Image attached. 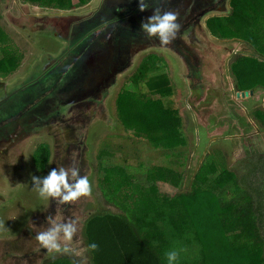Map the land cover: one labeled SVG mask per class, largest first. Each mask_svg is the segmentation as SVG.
<instances>
[{
    "label": "rangeland",
    "instance_id": "1",
    "mask_svg": "<svg viewBox=\"0 0 264 264\" xmlns=\"http://www.w3.org/2000/svg\"><path fill=\"white\" fill-rule=\"evenodd\" d=\"M73 1L74 3L79 2L78 0ZM189 1L190 0L185 1L186 4H183V6L191 5L187 4ZM95 2H97V0H91L88 3L74 6L70 9H57L55 7L41 6L39 3L28 0H0V29L2 28L5 30L3 31L1 29L3 31L1 35L5 40L0 43V48L4 47L7 41L11 44L13 42V44L19 48L18 52L22 54L21 60L13 63L14 66L0 67V72L6 73L5 75H0V82L6 80L11 83L18 76H21L22 81H26L28 76L23 75V73L33 65L36 58L55 48L54 42L60 38L57 35H54V33L58 31L62 37H67L68 32H71L73 25H77V18L81 15H86L87 9L93 6V4H97ZM208 2L209 4H205L208 8L211 6L217 7L210 4V2H221L222 5L218 8V11L214 13L213 11L209 12L202 17L201 20L203 25L205 24L206 19H209L213 14H228L233 9V0H208ZM176 3L179 4V2ZM180 4L182 6V3ZM203 5V2L199 4V6ZM184 11V14H177V21L180 25L185 22L186 15L188 14V11L185 9ZM138 21L139 22L134 26V29L129 31V35L124 36L126 42L129 43L128 41H131V46L135 48L141 43H152L156 40L154 37L151 39L145 37V34H143L139 27L141 20ZM263 22L264 18L261 19L260 23ZM208 23L210 26V21ZM215 23L219 24L218 22H213L211 27H213V24ZM39 24L44 25L45 28H49V31H39V33H36L35 26L39 27ZM125 26L130 27L131 24L128 23ZM108 27L109 25L107 26V24H103L100 27H91V29L86 30L83 34L81 33L80 37H84L92 32L90 37L92 41L102 42L100 48H103L105 46L104 40L109 34L114 35L117 33L116 30H112ZM52 28H55V30L53 31ZM262 31L264 33V30ZM213 32L216 34V30H213ZM196 34H199L198 31ZM230 35L231 34L222 36ZM222 36H213V38H215V46H222L220 52L216 54V57H218L216 61L220 60V64L223 66L225 64H230L233 58L239 54L238 51H236V46L239 40L234 37ZM259 36L260 37L255 36V39L257 43L259 42L260 45H263L264 34H259ZM198 37L201 40V43L199 41V47H202L203 49L205 48L204 50H206L208 48L206 43L201 36ZM219 42L225 44L221 45ZM239 42L241 46H244V43H246L244 41ZM149 48L150 45L147 47L148 50L141 52L142 49H140L137 54H132L131 61L134 62V67L120 74V77H117V80H114L109 84V90L106 89L107 92L110 91V94H112V91L114 90L110 114H107L106 108H103V111L101 112L98 103H91L93 104L92 106L90 105L86 111H82L85 115L84 117L79 116L74 118V121L63 122H69V125L77 128L79 127L77 131V140L74 139L76 134L69 138V135L72 133L71 131H61V134L55 136L47 130L46 126L42 125L40 132L37 131L31 133L30 131L29 133H26L28 135L24 133V142L20 139L17 144H15V147L21 146L20 150H24L23 162L25 163V166L27 163V166L23 172L26 177L23 175L25 178L19 182L17 187L12 189L8 188V203L7 205L0 207V264H42L46 259L57 258L62 255L75 256L76 254L78 258L81 259L80 262H82V264H89L88 257L85 258L87 256L84 241L85 221L93 213L105 210L122 212L120 208L115 206V204L109 203L104 196L106 197L108 194L107 189L110 192L116 188L115 184L111 183L116 179V176L114 175L110 177L109 180H106V175H111L115 172L114 169L122 170V165H119V161H122L123 158H127V162L135 167L143 164L146 167L144 170L153 165L172 167L171 170L174 169L173 171H178L180 174L184 175L185 179L182 185H184L185 188L183 189L184 191H189L191 186L190 183L195 173L204 162L206 155L209 152H212L214 148L219 147L226 152L228 166L237 171L240 175H242L243 171L245 172L248 168L252 167L253 162H255L258 157H264V127L261 126L258 119L255 118V110L258 108H264V92L262 91L264 90V87L260 85L258 87L247 85L252 88L254 94L248 97H235L233 90L230 89V91L228 89V86L236 81V77H234L230 65L228 70L222 75H220L221 72L218 74L215 72V69H208L204 66V70L201 71L202 81L207 79L209 82H207L206 89L204 88L205 93L203 95L205 97L209 96L213 99H203L199 102L195 99V95L192 94L191 96L188 95L189 99L187 100L189 89L188 87L185 88L186 79L181 78L188 77L191 82L198 85L195 78L192 75L191 77L189 75V67L191 66H188L185 60H181L180 65L175 67L171 56L166 55L169 54L168 52H172L170 49H159L156 51L155 49L152 50ZM241 51L240 54H251L250 51ZM149 52H155L153 53L155 58H158L157 56H163L166 60L162 62L161 59L158 58L162 67L158 68V72H156L155 75H167L169 77L175 75L179 79L178 81H175L177 84L175 96H164L157 91H153L148 82V86L144 84V87L151 98L155 100L158 99L161 102H167L169 98H173V106L176 108L178 107L183 115L184 127L187 136L190 139V146L189 151H185L186 155L184 154V157L180 159V165L174 164L173 166L171 163H168V161L171 162L170 159L159 161L154 160L153 162L151 161L148 164H144V162H142L143 159L145 161V157L149 156L152 150L141 143H146V140L148 139L146 137H141L140 139L128 137V133L132 132V130H128L124 127L118 117L117 109L114 108L118 93L117 91L119 90V85L123 81L124 76H130V74L135 71L134 68L140 63L145 54ZM121 54L125 55L126 53ZM2 55L3 53L0 49V57ZM251 55L258 57L259 54L255 52ZM219 56L221 57L219 58ZM225 56L226 61L223 58ZM208 58L209 55L206 57L207 62L209 60ZM42 59H45V56H43ZM166 63L168 64V67L166 66ZM163 64L165 66H163ZM199 65H202V63H199ZM210 65L214 67L217 65V62L211 61ZM238 72H242V69L238 68ZM178 74L181 77H179ZM226 80H230L229 85H227ZM238 80L240 83L239 77ZM60 82V86H62V92L60 95L61 101H65V93L70 92L72 88L70 89L71 86L69 85V82H62V80H60ZM18 85H20V83L16 86ZM12 86L13 85H8V87ZM8 89L9 91L11 90V88ZM49 89L50 87L47 90ZM53 89L54 87L51 91ZM59 89L60 87L57 88V90ZM4 93L5 92L0 89V98L4 96ZM100 98L95 97L94 101H102L103 104H106L107 99L105 100L102 98V95ZM22 100L23 96L21 95H18L17 97L13 96L7 103L1 106L0 116L5 115L1 114L2 112H8L10 110L16 112V108L23 103ZM26 101L28 102L22 104L20 110H23L28 104L30 105L31 110H33V108L36 107V104H38V101L35 102L32 98L28 100L26 99ZM212 101L214 103L213 105H210ZM187 102H190L189 105ZM194 102H198L199 110L194 108ZM54 106L51 109L52 111L47 112V116L53 120H55L56 117ZM60 116L62 120L66 119L63 113H60ZM244 120H247L248 126H246V121ZM53 135L55 137H53ZM70 140H72L74 144H76L78 140H82V142H79V148H72V145L68 143ZM41 143L47 144L50 152L44 175H46L51 168L55 167H65L66 169L78 167L80 170L79 174L86 175L89 178L91 184V192L89 195H81L75 200L67 202H60L59 197L53 199L51 197L41 198L39 196L37 188L32 184L31 175H35L36 171V167L33 163V152L36 146ZM110 154L113 156L112 161L109 158ZM148 160L149 159H147V161ZM23 162L21 161V163ZM122 164L125 166L123 162ZM17 166V164L6 166L8 175L7 178L4 177V179L8 183H10L13 178L15 180V174L18 172ZM107 169L108 171H106ZM129 171H132V169H129ZM133 171L135 173L142 172L137 168H134ZM17 175L20 174L17 173ZM248 176L250 179H246L247 182L254 183V185L258 187L263 207L262 209L264 210V172L257 169L251 172ZM136 181L140 182L141 178ZM152 181L153 183L151 184H149V182H144L143 184L149 185V187L150 185H156V190H158V195H160L161 198L165 196L169 197L173 192L177 191H175V185H172L168 181H159L158 179ZM104 182L107 183V186L104 185ZM102 183L104 186H102ZM117 186H122L121 182L120 184L117 183ZM122 191L130 193L133 192V189L131 187L128 189L123 188ZM23 192L25 193L22 195ZM14 193L16 194L15 197ZM25 197L27 202H24ZM27 199H29L30 203ZM32 201H34L33 204ZM130 203H132L131 199L128 200V204ZM18 205L22 208L20 207L21 209H19ZM34 212L40 213V215H43V218H41V221L37 218L36 220H31L29 223ZM50 222H70L75 226L76 231L71 240H65L62 232L58 236V242L61 244L60 251H48L42 248L36 240V234L38 232L44 231L52 226L49 224ZM26 227L30 229L29 232ZM262 232L264 235V228ZM17 234H20L18 239H11V237L16 236ZM65 246H67V251L63 250Z\"/></svg>",
    "mask_w": 264,
    "mask_h": 264
},
{
    "label": "trees",
    "instance_id": "2",
    "mask_svg": "<svg viewBox=\"0 0 264 264\" xmlns=\"http://www.w3.org/2000/svg\"><path fill=\"white\" fill-rule=\"evenodd\" d=\"M28 1L70 9L91 0L76 3L73 0ZM232 3L233 9L228 14L208 19L210 28L219 36L231 34L222 37L254 43L264 57V44L260 45L255 39L264 34V22L260 23L264 18V0H233ZM213 22L219 24L211 27ZM1 29L0 43L5 40L1 35L5 30ZM0 49L3 53L0 67L14 66L13 63L22 58L13 42L7 41ZM157 57L164 61L162 56ZM161 67L153 54L143 57L130 77V85L126 83L118 91L114 108L124 127L132 130L128 137L148 139L146 143L140 142L152 150L145 161L143 159L144 164L170 159L168 163L174 166L180 165V159L190 146L183 116L173 106V98L167 102L155 100L144 87L148 82L153 91L161 95H175L176 86L169 76L155 75ZM236 67L242 69V72L235 71L240 78L237 89H248L249 85L264 87V58L242 54L233 62V68ZM3 74L6 73L0 72ZM255 118L264 127V108L255 110ZM49 156L46 145L39 146L33 153L37 166L46 165ZM109 158L112 161V154ZM119 165L122 170L114 169L113 175H106V180L116 176L111 182L116 188L110 192L107 189L104 198L122 212L105 210L85 221V258L88 257L89 264H167L164 254L172 249L179 253L178 264H264V210L258 187L247 182L251 172L257 169L264 172V157H258L252 167L240 175L228 166L226 152L214 148L195 173L189 191L183 189L184 175L171 170L172 167L152 164L144 170L143 164L135 167L127 158L119 161ZM133 167L142 172L135 173ZM139 178L141 181H136ZM156 179L170 182L177 191L161 198L156 185L143 184H151ZM120 182L122 186L119 187L117 183ZM129 187L133 192L122 191ZM92 241L98 245L95 250L87 248ZM79 259L62 255L46 259L42 264H81Z\"/></svg>",
    "mask_w": 264,
    "mask_h": 264
},
{
    "label": "flooded vegetation",
    "instance_id": "3",
    "mask_svg": "<svg viewBox=\"0 0 264 264\" xmlns=\"http://www.w3.org/2000/svg\"><path fill=\"white\" fill-rule=\"evenodd\" d=\"M185 1L187 0H144V2L148 4V8L144 11H140L137 6L138 0H97V2H95L97 4H93V6L87 9L86 15H81L77 18V25H73V28L71 32H68L67 37H62L58 31L55 33L53 32L54 35H57L60 39L55 40L54 49H51L42 56H38V58H36V60L33 62V65L23 73V75L28 76L26 81H22L21 76H18L11 83L6 80L0 82V89L5 92L4 96L0 98V109L1 106L7 103L13 96H23L22 104H26L28 102L26 99L28 100L31 98L34 99L35 102L38 101V104H36V107L33 108V110H31L29 104L25 106L23 110H20L22 108L21 104L16 108V110L14 109L16 112H12L13 110H10L11 112L8 111L1 113L5 115L0 116V207L7 205V193L9 189L17 187L19 182H21V180L26 177L23 172L27 166V163L25 166V163L23 162L24 150H20L21 146L15 147V144H17L20 139H22L21 141L24 142L25 134L29 133L30 131L31 133L37 131L40 132L42 125L46 126L47 130L50 131V133H53L55 136L61 134V131H71L72 133L69 135V138L74 134H76L74 139L78 138L77 131L79 127H73L69 125V122L74 121L73 119L76 117H84L85 115L82 111H86L90 105L92 106L93 104L91 103H98L101 112L103 111V108H106L107 114H110L114 90L112 91V94H110V91L107 92V90L110 88L109 84H111V82L114 80H117V77L119 78L120 74L134 67L135 64L133 61H131V55L134 53L137 54L140 49H142L141 52L146 51L148 50L147 47L149 45V49H155L156 51L159 49H170L172 52H168L169 54L166 55L171 56L173 65L175 67L180 65L181 60H185L188 66H191L189 67V75L190 77L192 75L195 78V81L200 87L195 85L194 82H191L188 77H182L181 79H186L185 88L188 87L189 89V92L187 93V100L192 94L195 95V99L199 102L203 99H213L209 98V96L205 97L203 95L205 93L204 88L206 89L207 82H209L207 79L203 80L204 82L202 81L201 71L204 70V66L208 69H215L216 73L220 74L221 72L220 75H222L228 70L230 65V69L233 72L234 77H236V81L228 86L229 90H233L234 94L236 91L252 90V88L243 90L237 89L239 80L235 71L237 70L238 72V67L233 68V62L237 59V56L242 55L240 54L242 51H238L239 54L233 58L230 64H225L222 66L220 64V60L216 61L218 59L216 54L220 52L221 47L215 46V38H213V36H219H217L213 32L212 28H210L208 18L206 19L204 25L202 23V17L209 12L213 11L214 13L218 11V8L222 5V3L210 2V4L217 7L211 6L208 8V6L205 5L209 4L208 0H190L187 4H191L192 7L191 5L184 7L183 4H186ZM176 2H179V4ZM201 2L204 3L203 6H199ZM180 3H182V6ZM153 8H159L161 11H173L177 14L183 13L185 9L188 11V14L186 15L185 22L181 23L175 39L171 40L168 44H161L154 37L156 40H154L152 43H141L136 48L132 47L131 41H128L129 43H127L124 39V36L129 35V31L134 29V26L139 22L138 20L150 15ZM128 23L131 24L130 27L125 26ZM103 24H107V26L109 25L108 28L117 31V33L114 35L109 34V36L104 40L105 46L103 48H100L102 42L92 41L90 38L92 32H90L88 35H85L84 37H80L81 33L83 34L86 32V30L91 29V27H100ZM35 27L36 33H39V31H49V28H45V26L41 24H39V27ZM52 29L53 31L55 30V28ZM197 31L199 34H196ZM198 36H201L206 43V46L208 47L206 50H204L205 48L203 49L202 47H199V41L201 43V40ZM238 40L243 41L241 39ZM246 43L251 45L249 42ZM251 47L259 54L257 58H264L258 49H256L254 43H252ZM121 53L126 54L122 55ZM153 53L155 52H149L145 54V56ZM208 55L209 60L207 62L206 57H208ZM43 56H45V59H42ZM220 57L221 56H219V58ZM163 58L165 60V57ZM223 58L226 61V56ZM155 60L156 63L160 65V60L157 58H155ZM211 61L217 62V65L214 67L211 66ZM199 63H202V65H199ZM137 66L134 68L135 70ZM166 66L168 67L167 63ZM132 74H130L128 77L124 76L123 81L119 85V90L122 86L126 85V83L130 85V77ZM179 77L181 76L179 75ZM169 78H171V83H174L175 86H177L175 81H178L179 79L175 75H171ZM60 80H62V82H69V85L71 86L70 89L72 88L70 92L65 93V101H61L60 97L62 92ZM226 81L227 85H229L230 80ZM19 83L20 85L16 86ZM8 85L13 86L8 87ZM49 87L50 89L47 90ZM53 87L54 89L51 91ZM59 87L60 89L57 90ZM8 88H11V90L9 91ZM262 91L264 92V90ZM101 95L102 98L105 100L107 99L106 104H103L102 101H94L95 97L100 98ZM213 103L214 102L212 101L210 105H213ZM53 106L55 107V120L50 119L47 116V112L52 111L51 109ZM193 106L199 110L198 102H194ZM177 109L179 110L178 107ZM60 113H63V115L66 117L65 120H62ZM180 114L182 115L181 112ZM64 121L69 122L63 123ZM54 135L53 137H55ZM80 141L82 142V140H78L76 144H74V142L70 140L68 143L72 145V148H79ZM41 145L47 146V144L41 143L36 146L35 150ZM20 160L23 163H21ZM33 163L36 167L35 175L44 176L46 165L37 166L34 158ZM10 164H17L18 172L15 174V180L13 178V180L8 183L4 177L7 178L8 174L6 171V166ZM17 173L20 175H17ZM24 193L25 192H23L22 195ZM15 196L16 194L14 197ZM27 200L29 202V199ZM25 201L26 197L24 202ZM33 202L34 201H32V204ZM20 207L21 206L18 205L19 209L22 208ZM37 218L39 221H41L43 215L34 212L29 220V223L31 220H36ZM26 228L29 232L30 229L28 227ZM19 235L20 234H17L16 236L11 237V239H18ZM75 257L78 258L77 254Z\"/></svg>",
    "mask_w": 264,
    "mask_h": 264
},
{
    "label": "clouds",
    "instance_id": "4",
    "mask_svg": "<svg viewBox=\"0 0 264 264\" xmlns=\"http://www.w3.org/2000/svg\"><path fill=\"white\" fill-rule=\"evenodd\" d=\"M137 6L140 11L148 8V4L144 0H138ZM139 27L146 38L155 37L161 44H168L175 39L180 24L177 21V13L153 8L150 15L141 19ZM79 172L78 167L69 169L55 167L51 168L44 176L31 175V181L33 186L37 188L41 198L51 197L54 199L59 197L60 202H67L75 200L81 195H89L91 192L89 178L86 175H80ZM49 224L52 226L36 234V240L42 248L48 251H60L61 244L58 242V236L62 232L65 240H71L76 231L75 226L70 222H50ZM97 247L98 245L95 241L87 245L89 250H95ZM63 250L67 251V246ZM164 255L167 264H178L179 253L176 249L167 251Z\"/></svg>",
    "mask_w": 264,
    "mask_h": 264
},
{
    "label": "water",
    "instance_id": "5",
    "mask_svg": "<svg viewBox=\"0 0 264 264\" xmlns=\"http://www.w3.org/2000/svg\"><path fill=\"white\" fill-rule=\"evenodd\" d=\"M239 43L240 42L238 41L237 46H236V48H237L236 51L243 50V51H250L251 54L252 53H255L254 49L250 45L244 43V46H241ZM219 44L222 45V44H225V43L219 42ZM220 47H222V46H220ZM233 48H234V46H233ZM252 94H254V91L253 90L236 91L235 97H248V96H250ZM209 98H211V97H209ZM263 100H264V98H263ZM244 121H246V126H248L247 120H244Z\"/></svg>",
    "mask_w": 264,
    "mask_h": 264
}]
</instances>
